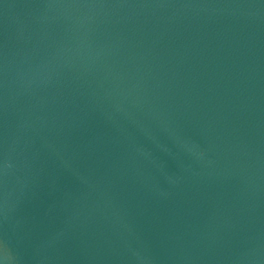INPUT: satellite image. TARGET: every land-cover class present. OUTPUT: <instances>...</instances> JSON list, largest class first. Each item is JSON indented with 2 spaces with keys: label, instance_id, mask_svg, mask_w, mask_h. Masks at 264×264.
<instances>
[{
  "label": "water",
  "instance_id": "water-1",
  "mask_svg": "<svg viewBox=\"0 0 264 264\" xmlns=\"http://www.w3.org/2000/svg\"><path fill=\"white\" fill-rule=\"evenodd\" d=\"M0 264H264V0H0Z\"/></svg>",
  "mask_w": 264,
  "mask_h": 264
}]
</instances>
